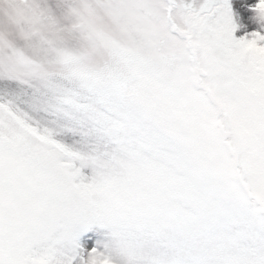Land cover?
I'll use <instances>...</instances> for the list:
<instances>
[{"label": "snow or ice", "instance_id": "obj_1", "mask_svg": "<svg viewBox=\"0 0 264 264\" xmlns=\"http://www.w3.org/2000/svg\"><path fill=\"white\" fill-rule=\"evenodd\" d=\"M0 264H264V0H0Z\"/></svg>", "mask_w": 264, "mask_h": 264}]
</instances>
